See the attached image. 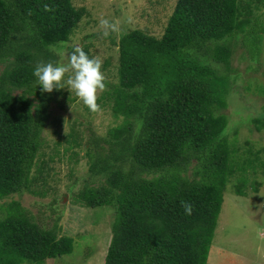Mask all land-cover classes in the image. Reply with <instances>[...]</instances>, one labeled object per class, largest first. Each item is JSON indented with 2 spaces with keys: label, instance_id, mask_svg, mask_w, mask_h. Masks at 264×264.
Masks as SVG:
<instances>
[{
  "label": "trees",
  "instance_id": "trees-1",
  "mask_svg": "<svg viewBox=\"0 0 264 264\" xmlns=\"http://www.w3.org/2000/svg\"><path fill=\"white\" fill-rule=\"evenodd\" d=\"M83 13L71 0H0V198L31 192L52 100L32 73L37 63L55 64L53 49ZM239 14L238 0H175L159 37L139 29L118 37L117 78L106 82L103 96L121 122L105 136H86L87 173L100 178L73 195L83 206L113 209L103 264H205L234 169L221 112L230 48L241 33L249 55L259 51V27ZM252 120L264 123V114ZM67 136L69 146L76 137ZM253 165L250 158L235 165L236 194ZM181 202L192 205L191 215ZM11 205L0 217V264L71 251V237L54 239V228L39 227Z\"/></svg>",
  "mask_w": 264,
  "mask_h": 264
},
{
  "label": "rangeland",
  "instance_id": "rangeland-1",
  "mask_svg": "<svg viewBox=\"0 0 264 264\" xmlns=\"http://www.w3.org/2000/svg\"><path fill=\"white\" fill-rule=\"evenodd\" d=\"M174 2L71 0L74 7H83L84 13L68 39L53 49L55 64L66 63L68 54L79 46L89 58L102 60L105 83L115 82L116 41L120 35L103 37L99 20H118L122 33L139 29L159 37ZM238 10V18L248 17L257 24L255 28L259 27V51L251 57L242 43L241 33L233 39L230 48L231 84L226 95L227 105L221 112L227 118L225 134L234 169L222 193L205 264H264V166L261 165L264 163V123L252 120L264 114V0H238ZM50 94L49 116L41 131L40 171L31 172V192L22 190L0 198V217L12 210L14 205H8L13 202L17 212L39 227L54 228V239L63 235L72 238L69 253L22 264H103L113 209L109 205L83 206L74 201L73 195L83 184L96 186L100 178L87 173L86 136L91 133L105 136L109 128L121 122V116L112 114L103 93L99 94L101 111L98 113L90 112L67 87L54 89ZM70 132L76 138L68 146ZM243 158L253 159L254 165L242 172L243 194L238 195L235 189L241 172L235 165Z\"/></svg>",
  "mask_w": 264,
  "mask_h": 264
},
{
  "label": "clouds",
  "instance_id": "clouds-1",
  "mask_svg": "<svg viewBox=\"0 0 264 264\" xmlns=\"http://www.w3.org/2000/svg\"><path fill=\"white\" fill-rule=\"evenodd\" d=\"M45 10H50L47 5ZM99 29L105 38L113 33L124 34L118 20L101 18ZM102 63L99 57L89 58L81 47L76 46L68 54L66 63L40 62L36 64L32 74L42 93H51L54 89L67 87L90 112L98 113L101 111L99 94L107 90L106 78L101 71ZM181 203L185 215H191L192 205L188 202Z\"/></svg>",
  "mask_w": 264,
  "mask_h": 264
}]
</instances>
